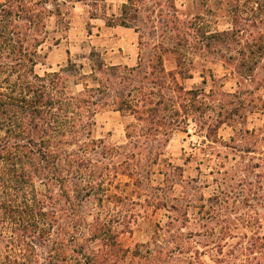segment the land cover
I'll return each instance as SVG.
<instances>
[{
  "label": "trees",
  "instance_id": "1",
  "mask_svg": "<svg viewBox=\"0 0 264 264\" xmlns=\"http://www.w3.org/2000/svg\"><path fill=\"white\" fill-rule=\"evenodd\" d=\"M59 1L0 0V264H130L120 238L125 224L108 213L115 203L111 183L120 174L142 182L144 160L169 171L175 167L166 156L172 134L188 132L196 118L198 90L186 88L183 80L194 77V55L213 43L221 47L219 59L230 66L242 95L235 99L238 95L221 91L224 77L211 74L216 115L207 135H217L237 116L264 114V94L257 92L264 90V0H232V28L203 32L208 41L202 48L192 44L189 26L176 13L163 24L177 30L176 41L169 46L153 37L158 22L149 11H156V3L159 15L168 16L171 0H127L118 16L103 18L139 32L144 50L137 65L108 64L92 51L89 72L70 60L40 74L36 65L49 39L47 21L53 15L65 20ZM246 3L254 18L239 10ZM168 53L176 57L174 69L166 66ZM202 76L207 82L204 70ZM73 83L82 88L74 90ZM103 108L133 116L125 144L94 137ZM89 202L96 203L84 210ZM263 227L250 218L213 226L218 251L212 264H264ZM201 254L197 250L177 264H209ZM139 258L146 264L168 259L163 252Z\"/></svg>",
  "mask_w": 264,
  "mask_h": 264
},
{
  "label": "rangeland",
  "instance_id": "2",
  "mask_svg": "<svg viewBox=\"0 0 264 264\" xmlns=\"http://www.w3.org/2000/svg\"><path fill=\"white\" fill-rule=\"evenodd\" d=\"M59 2L65 20L60 23L53 15L47 21L49 39L36 65L38 73L59 70L70 60L83 64L84 71L89 72L92 51L98 52L108 64L137 65L140 52L144 50L139 32L134 27L108 24L103 18L118 16L127 0H104L96 5L91 0ZM150 3L154 4L155 0ZM169 4L174 6L167 7ZM169 4L166 6L168 16L159 15L160 5L156 3L153 6L156 11H149L158 22L153 37L166 45L176 41L177 30L163 24H168L175 13L189 26L192 44L200 48L208 41L202 37L203 32L209 34L233 26L232 10L236 1L171 0ZM48 8L54 9L52 2ZM239 10L254 18L251 4L246 3ZM162 30L165 35L161 34ZM218 48L221 47L213 43L211 50H199V55H194V77L183 80L186 88L198 90L196 118L188 132L178 129L172 134L166 156L175 167L169 171L163 164L144 160L142 182L136 184L128 175L120 174L111 183V200L115 203L107 210L125 224L120 226L123 230L120 238L128 251L130 264H146L139 258L140 253L154 252H163L168 258L164 264H177L197 250L202 252L205 262L212 264L218 251L213 249V226L218 227L228 219L241 222L250 218L264 222V114L237 116L234 124L224 123L217 135H207L208 124L216 115L211 105L215 98L211 74L218 79L224 77L221 91L238 95L233 96L235 99L242 95L236 90V78L230 74V66L219 59ZM145 51L149 52V47ZM165 63L168 69L176 68L175 55L168 53ZM203 70L207 82L203 81ZM71 80L77 81L75 77ZM72 87L80 90L82 84L73 83ZM257 92L264 94V90ZM134 122L130 114L103 108L96 114L93 134L95 138L122 145L127 142V126ZM95 203L85 204L84 210L88 211ZM88 219L92 216L88 215ZM261 230L264 233V227Z\"/></svg>",
  "mask_w": 264,
  "mask_h": 264
}]
</instances>
